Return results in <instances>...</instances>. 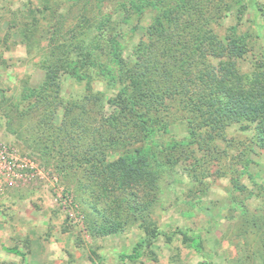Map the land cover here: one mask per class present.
<instances>
[{
  "label": "rangeland",
  "instance_id": "1",
  "mask_svg": "<svg viewBox=\"0 0 264 264\" xmlns=\"http://www.w3.org/2000/svg\"><path fill=\"white\" fill-rule=\"evenodd\" d=\"M119 1L0 0V264H264V149L252 144L247 154L251 128L228 125L225 139L215 141L217 151L211 154L199 150L195 158H187L163 151L166 169L156 177L157 186L136 192L141 199L135 201L120 196L116 204L120 209L114 214L90 195L84 184L86 172L73 166L65 152L57 156L50 145L51 128L40 124L37 95L26 98L25 92L42 85L44 56L51 48H63L64 36L81 17L95 24L110 14L105 28L119 32L116 40L127 56L153 11L120 23L122 12L115 10ZM242 2L246 5L242 12L221 13L213 28L221 37L231 28L238 33L259 30L238 63L242 71H250L264 58V26L253 23L254 16L258 24L262 22L255 8H264V0ZM92 40L105 42L100 35ZM56 82L61 104L49 107H56L53 124L63 123L65 139L79 133L81 125L97 121L107 109V98L115 93L102 77L90 80L66 70L60 71ZM90 94L100 99L88 103ZM71 101L76 102L73 107ZM186 133L181 123L171 128L176 138ZM135 144L126 142L122 151ZM245 156L251 161H241ZM118 192L130 195L121 188ZM130 202L135 208L124 207ZM92 205L102 216H94ZM91 219L101 225L99 232L88 227ZM146 224L157 234L140 257H122L132 252ZM111 225L119 226L113 230ZM176 227L200 235V253L182 243L179 234L166 237Z\"/></svg>",
  "mask_w": 264,
  "mask_h": 264
},
{
  "label": "trees",
  "instance_id": "2",
  "mask_svg": "<svg viewBox=\"0 0 264 264\" xmlns=\"http://www.w3.org/2000/svg\"><path fill=\"white\" fill-rule=\"evenodd\" d=\"M243 6L242 0H120L115 5V10L122 12L120 23H129L147 9L153 11L151 22L127 56H123L116 40L119 32L110 33L105 28L111 21L108 13L95 24L89 17H81L64 36L63 48H51L44 56L42 85L27 89L25 96L37 95L40 124H49L54 152L57 156L65 152L73 166L86 172L84 184L90 195L110 206L112 214L120 209L116 205L120 196L135 201L137 197L141 199L136 192L157 186L156 177L166 169L163 151L170 155L179 152L187 158H195L199 150L211 154L216 149L215 141L225 139L226 128L232 123L252 130L247 154L252 152V144L264 149V58L255 61L250 71H242L238 64L251 47L249 41L260 32L256 28L238 33L231 28L221 37L213 28L221 13L233 9L242 12ZM255 15L262 22L258 24L254 16L253 23L264 26L261 5L255 8ZM96 23L104 28H98ZM99 35L103 44L92 40ZM61 70L77 77L84 74L90 80L102 77L106 85L115 89L97 121L83 123L79 133L74 131L66 139L63 123L53 124L56 107H49L61 104L56 82ZM86 99L93 103L100 96L90 94ZM68 104L73 107L76 102ZM177 122L187 132L181 138L171 135ZM126 142L136 144L132 150L122 151ZM240 158L245 163L251 161L248 156ZM119 188L130 191L129 197L120 195ZM92 207L94 216H102L100 208ZM124 207L133 208V202ZM89 223L93 233L100 231L96 221L91 219ZM111 226L115 230L119 225ZM142 228L144 234L132 252L122 253V257H140L144 246L157 234L149 224ZM174 234L201 252L199 234L181 227L165 233L168 239ZM5 249L22 255L14 247Z\"/></svg>",
  "mask_w": 264,
  "mask_h": 264
}]
</instances>
